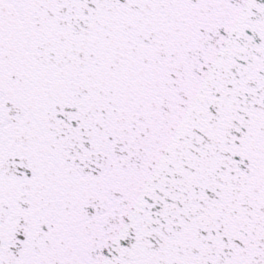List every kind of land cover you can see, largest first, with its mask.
Segmentation results:
<instances>
[{"label": "snow or ice", "instance_id": "1", "mask_svg": "<svg viewBox=\"0 0 264 264\" xmlns=\"http://www.w3.org/2000/svg\"><path fill=\"white\" fill-rule=\"evenodd\" d=\"M0 264H264V0H0Z\"/></svg>", "mask_w": 264, "mask_h": 264}]
</instances>
